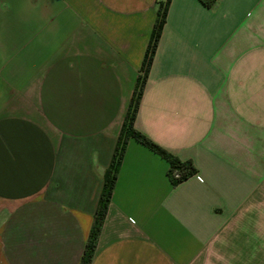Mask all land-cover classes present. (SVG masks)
Here are the masks:
<instances>
[{
  "label": "crops",
  "instance_id": "crops-1",
  "mask_svg": "<svg viewBox=\"0 0 264 264\" xmlns=\"http://www.w3.org/2000/svg\"><path fill=\"white\" fill-rule=\"evenodd\" d=\"M165 0H0V264H79ZM92 264H264V0H170Z\"/></svg>",
  "mask_w": 264,
  "mask_h": 264
},
{
  "label": "trees",
  "instance_id": "trees-1",
  "mask_svg": "<svg viewBox=\"0 0 264 264\" xmlns=\"http://www.w3.org/2000/svg\"><path fill=\"white\" fill-rule=\"evenodd\" d=\"M169 3L170 0H165L164 2H160L159 4L158 23L155 25L150 46L148 48V51L146 52L141 74L136 81V86L132 95L131 103L122 123L115 153L104 178V185L95 211L93 224L84 245L79 264H92L93 262L98 239L105 222L114 185L117 180L118 171L125 154L126 146L130 139H134L135 141L139 142L168 162L169 169L167 171V176L174 187L178 186L197 173V170L191 161L179 160L178 158L174 157L173 155L162 149L160 146L152 142L146 136L138 132L134 127V122L146 85L148 72L152 64L153 55L156 50L157 43L160 39L163 25L165 23V17ZM202 3L208 8H213L216 0H202Z\"/></svg>",
  "mask_w": 264,
  "mask_h": 264
}]
</instances>
